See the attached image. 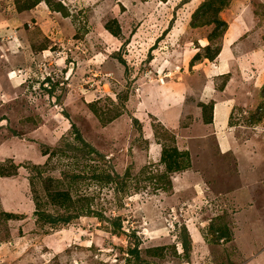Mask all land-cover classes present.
<instances>
[{
  "label": "rangeland",
  "instance_id": "1",
  "mask_svg": "<svg viewBox=\"0 0 264 264\" xmlns=\"http://www.w3.org/2000/svg\"><path fill=\"white\" fill-rule=\"evenodd\" d=\"M209 1L0 0V264H264V0Z\"/></svg>",
  "mask_w": 264,
  "mask_h": 264
},
{
  "label": "crops",
  "instance_id": "2",
  "mask_svg": "<svg viewBox=\"0 0 264 264\" xmlns=\"http://www.w3.org/2000/svg\"><path fill=\"white\" fill-rule=\"evenodd\" d=\"M219 68L221 69V70H225L226 69V66L224 67L223 66V63L221 64V66H219ZM218 71L216 70L215 71V73H217ZM221 73H225V71L223 72H220V74ZM213 101V100H212ZM219 102H217L216 101V103H215V105H214V111H215V120H214V124L213 125H215L216 126V128H222V127H220V125L218 124V119H217V114H216V111H218V108L217 107H219V116H220V118L222 119V122H223V124L222 125H224L226 122H225V120L227 119L228 120V118H227V110H229L228 109V104H225V103H223V104H218ZM224 127V126H223ZM216 134V133H215ZM203 139V138H202ZM191 156V155H190ZM192 168H193V166H192ZM236 193H239V197L243 200V202H245V199H246V193L242 190V189H240V190H238ZM244 198V199H243ZM253 233H254V235H256L255 234V231H253ZM264 238H263V236H262V234L260 233V231L259 232H257V235H256V237H255V243H256V245L255 244H253V245H251L250 243H248L247 241L242 245V247L240 248V253L244 256V257H246V256H249V255H251L252 253H253V251L256 249H258L259 247L261 248V246H263L264 245V240H263Z\"/></svg>",
  "mask_w": 264,
  "mask_h": 264
},
{
  "label": "trees",
  "instance_id": "3",
  "mask_svg": "<svg viewBox=\"0 0 264 264\" xmlns=\"http://www.w3.org/2000/svg\"><path fill=\"white\" fill-rule=\"evenodd\" d=\"M224 1H225V0H224ZM227 1H228V0H227ZM221 2H222V3H221ZM207 3L210 4V9H211V6H212V11H213L214 13H216V15H217V13H218L219 11L222 10V6H225L224 2L221 1V0H211V1L207 2ZM213 3H216L217 5L219 4V6L216 7V8H214L215 5H212ZM34 6H35V5H34ZM32 8H33V7H30V8H28V9H32ZM213 22L216 23L219 27L223 26L222 28H223V31H224V29H225V27H226V24H224L223 22H219L217 19H216V20L214 19L213 21L207 22L206 25L214 24ZM110 32H111V31H110ZM111 33H112L114 36H116L115 34H117V32H113V31H112ZM214 35H217V34L214 32ZM206 51H210V49L207 48ZM216 53H217V52H216ZM209 58H210V60H213V59L215 58V55H213V56H211V57H209ZM212 110H213V109H212ZM205 119H206V122H207V123H212V120H213L212 117H210V118H208V119L205 117ZM205 119H204V120H205ZM77 136L80 137V135H79L78 132H77ZM185 154L187 155L186 152H185ZM169 185H171V184L169 183ZM114 223H115V225L118 227V229L121 227V225H120V220H119V219H117ZM215 232H217V231L215 230ZM216 239H217L218 241L223 240V239H224L225 241L229 240V239H230V232H229L228 228H224L223 230H222V229L219 230ZM187 243H189V242L184 243V249H185V251H187V246H188Z\"/></svg>",
  "mask_w": 264,
  "mask_h": 264
}]
</instances>
